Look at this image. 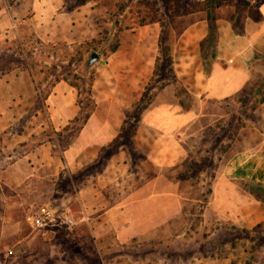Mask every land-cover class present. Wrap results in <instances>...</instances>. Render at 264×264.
Wrapping results in <instances>:
<instances>
[{
    "label": "rangeland",
    "instance_id": "374dc122",
    "mask_svg": "<svg viewBox=\"0 0 264 264\" xmlns=\"http://www.w3.org/2000/svg\"><path fill=\"white\" fill-rule=\"evenodd\" d=\"M256 3L223 0L220 7H214L212 3L206 6L207 0H52L53 11L61 5L59 12L78 14V30L70 32V17H60L49 39L43 36L49 33L47 28L35 30L33 26L34 0H0V264L112 263L111 256H98L95 229L80 222L79 210L67 200L60 180L43 164L38 171L33 170L35 166L27 156L37 138L41 145L45 138L55 142L57 136L63 137L56 144L61 150L75 137L73 125L65 134L48 127L43 90L54 75L68 74L71 69L83 74L92 50L102 55L99 64L105 61L108 49L118 42V34L110 32L105 24L116 22L125 10H130L141 25L158 22L159 42L169 47L173 58L175 46L179 54L185 51V43L175 44L184 27L194 21L206 20L213 25L217 18H228L240 28L245 16L255 17ZM104 5L106 12L102 15L98 10H104ZM88 9L95 10L92 20L98 25L92 35L82 32L88 30ZM210 12L213 21L207 19ZM38 30L43 33L41 38ZM89 35L93 36L91 41L85 42ZM206 42L201 47L209 55L212 43ZM158 58L159 65L163 58ZM97 64L89 69L86 79L94 74ZM157 70L145 99L162 88L167 78L165 70ZM253 72L255 79L231 99L204 101L201 117L184 132L182 140L190 155L177 179L183 185L185 206L183 215L171 225V235L150 245L115 246L123 250L122 255L132 256L116 259L117 264H264V220L241 228L216 221L207 212L213 178L235 156L257 154L264 163V58L258 60ZM247 182L243 181V186L250 185ZM259 200H264V192L253 198L254 202ZM259 205L264 208V201ZM64 208L71 211L77 223L70 231L38 232L29 224L33 214Z\"/></svg>",
    "mask_w": 264,
    "mask_h": 264
},
{
    "label": "crops",
    "instance_id": "0c3cea01",
    "mask_svg": "<svg viewBox=\"0 0 264 264\" xmlns=\"http://www.w3.org/2000/svg\"><path fill=\"white\" fill-rule=\"evenodd\" d=\"M51 1L34 0L33 26L49 30L47 35L38 30L37 36L50 39L59 19L66 16L70 32L76 33L78 14L59 12L61 5L53 11ZM255 1V17L245 16L240 28L228 18L184 27L175 44L185 43V51L179 54L175 46L173 53L175 81L154 90L142 113L141 101L155 76L161 26L141 25L130 10L120 13L116 22L105 24L118 34L119 45L96 63L90 87L95 106L89 119L61 152L55 142L45 138L39 145L37 138L27 154L33 170L43 164L60 180L67 200L79 210L80 222L94 227L98 256H111V264L132 257L122 255L120 246L150 245L164 236L167 240L171 225L183 215V185L177 178L190 155L184 132L201 117L204 101H225L243 91L264 58V0ZM88 10V30L82 32L92 35L98 25L92 20L95 10ZM104 10L98 11L104 15ZM91 35L84 41H91ZM205 42L212 43L209 55L201 47ZM77 99V89L65 81L50 89L44 108L52 131L66 130L79 116ZM232 160L213 178L207 212L219 222L256 226L264 220L262 201H253L256 198L243 188V181L264 186V163L257 154L241 153Z\"/></svg>",
    "mask_w": 264,
    "mask_h": 264
},
{
    "label": "trees",
    "instance_id": "16d2710c",
    "mask_svg": "<svg viewBox=\"0 0 264 264\" xmlns=\"http://www.w3.org/2000/svg\"><path fill=\"white\" fill-rule=\"evenodd\" d=\"M210 3H212L214 5V7H220L221 4L223 3V0H207V4L206 6L210 5ZM179 15V14H176ZM208 20L213 21L214 17L212 15V12H210L207 16ZM41 40H39L38 43H40ZM118 42H116V44L114 46H111L108 49V52L106 53L105 57H109L110 55H112L113 53L116 52V50L118 49ZM40 49H38L39 51ZM92 52H96L97 54L100 55V57H102V55L97 52V50H92ZM88 53V56L92 53ZM38 53V52H37ZM159 55L162 56L163 60L162 63L158 65L159 62V58L157 59V69L160 68V71L165 70V74L167 75V78L163 81V86L168 85L171 82L175 81V75H174V70H173V58L171 56L170 53V49L168 46H164L162 41L159 42ZM156 69L155 73L158 71ZM83 74H80L79 71L75 70V69H71V71H69L68 74H62L61 72L56 73L54 75V79L52 78V81L49 82V84L46 86L45 90H43L45 93V100L47 98V95L50 91V89L58 82L60 81H65L67 83H69V85L75 87L78 91V99H77V104L80 107V113L79 116L73 121L71 122V124L69 126H74L76 127V133L75 136L77 134V132L80 130V128L87 122V120L89 119L93 109H94V103L91 100V82H92V78L93 76L89 77L88 79H86L87 75L89 74V70H85V68H83ZM167 72V73H166ZM160 77V75H159ZM47 91V93H46ZM182 93L185 94V91H182ZM141 110L140 113L143 112V110L147 109L150 105V101L149 98L145 99L143 97L142 101H141ZM66 130L61 131L63 134L66 133ZM56 135V134H55ZM59 135V134H57ZM56 135V136H57ZM63 137L57 136V139L55 138V144L60 143L62 141ZM50 141H53V139H50ZM64 149V148H63ZM63 149L59 150L56 147V151L57 152H61ZM247 183H250V185H244L243 188L245 190H247L253 197L256 198V194L258 192H264V186L257 184L253 181H248ZM250 186V187H249ZM264 201V200H262ZM58 231H65V230H51V231H47L45 233H56Z\"/></svg>",
    "mask_w": 264,
    "mask_h": 264
},
{
    "label": "built area",
    "instance_id": "2783aa9c",
    "mask_svg": "<svg viewBox=\"0 0 264 264\" xmlns=\"http://www.w3.org/2000/svg\"><path fill=\"white\" fill-rule=\"evenodd\" d=\"M29 224L34 231L47 232L51 230L70 231L77 225L69 209H62L59 212L42 210L31 215Z\"/></svg>",
    "mask_w": 264,
    "mask_h": 264
},
{
    "label": "water",
    "instance_id": "95a60500",
    "mask_svg": "<svg viewBox=\"0 0 264 264\" xmlns=\"http://www.w3.org/2000/svg\"><path fill=\"white\" fill-rule=\"evenodd\" d=\"M100 60V55L96 52H92L85 65V70H89L94 64H96ZM249 264V262H247Z\"/></svg>",
    "mask_w": 264,
    "mask_h": 264
}]
</instances>
